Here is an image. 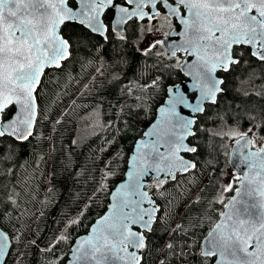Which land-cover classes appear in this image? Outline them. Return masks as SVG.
Returning <instances> with one entry per match:
<instances>
[{"label":"snow or ice","instance_id":"6c2138e0","mask_svg":"<svg viewBox=\"0 0 264 264\" xmlns=\"http://www.w3.org/2000/svg\"><path fill=\"white\" fill-rule=\"evenodd\" d=\"M85 61L98 76L110 72L109 83L129 71L137 77L157 73L151 83L129 81L140 90L161 89L165 72L169 83L155 122L144 133L153 139L136 141L125 181L114 191L102 183L89 197L107 194V211L90 235L77 241L70 264H264V84L247 91L264 81V0H0V193L6 197L0 198V264H8L23 239L16 236L17 244L10 247L12 234L3 220L21 207L31 183L30 177L5 178L17 176L15 165L26 147L37 168L46 164L44 141L52 145L51 175L56 174L54 138L37 131L48 120L41 106L43 77ZM97 75L85 91H92ZM229 78L245 86L242 93L235 89L237 94L258 97L243 112L224 99ZM121 91L132 93V88ZM73 105L76 100L69 108ZM212 106L226 128L213 137L233 140L241 150L255 148L239 152L236 166L247 171L217 188L219 196L205 195L215 187L211 179L201 187L200 133L206 129L198 118ZM67 114L65 109L62 116ZM88 115L86 128L121 130L111 121L94 123ZM61 123L57 119L52 132ZM105 142L114 145L115 137ZM77 143L72 140L70 148ZM72 166L69 153L60 167L69 171ZM105 170V180L114 175L110 164ZM146 178L155 184L149 186ZM224 192L234 195L225 202ZM89 206L68 221L65 234L53 236L41 249L53 254L50 264L60 260L58 245L68 241ZM35 245L30 240L25 251L15 253L13 264H23L27 249Z\"/></svg>","mask_w":264,"mask_h":264},{"label":"trees","instance_id":"16d2710c","mask_svg":"<svg viewBox=\"0 0 264 264\" xmlns=\"http://www.w3.org/2000/svg\"><path fill=\"white\" fill-rule=\"evenodd\" d=\"M156 74L154 71H145L143 77H137L129 71L119 82L109 83L110 72L105 73L104 76H98L95 67L89 66L85 61L83 66L81 63L69 65L59 74L49 71V74L43 77L41 106L45 109L48 120L44 121L37 131H42L46 136L51 134L54 138L55 149L59 150L55 161L56 174L55 178L51 175L52 145L44 141L42 152L48 154L46 164H41L37 168L33 163V157L29 155L30 149L26 147L15 165L17 176L5 178V182L8 180L15 182L17 178H31L30 188L27 190L30 194L21 203L19 209L10 213L11 219L5 217L3 220V223L7 225L6 231L12 234L11 246L17 244L16 236L23 237L18 246L13 248V256L9 257L8 264H13L15 253L25 251V246L30 240H35L36 245L27 249L23 264H50L53 261V254L47 251L42 252L41 249L47 247V241L53 236L65 234L68 221L77 219L85 205H90L85 215L80 218V224L71 229L68 241L60 243L57 247L55 255L60 257V260L55 261L54 264L65 263L75 237L88 230L89 225L105 211L109 202L107 194L98 193L97 198L92 201L89 197L96 192L100 184L105 183L112 190L115 184L122 179L128 155L136 139L154 119L156 108L165 98L162 89L167 87L169 78L165 72L162 88L151 90H140L137 83L130 84L129 81H139L140 84L151 83ZM94 75H97V79L91 86L92 91L87 92L84 90V85L92 81ZM171 79L176 80V76L173 75ZM261 84H264V81L257 80L255 88L249 86L247 91L255 92ZM129 87L132 88V93L121 91ZM229 88L230 91L224 99L233 105L239 104L241 112L246 104L254 103L258 99L254 95L249 99L242 94H237L235 89L240 88L242 93L245 86L231 78H229ZM65 91L67 95H64ZM73 100H76V105L69 108ZM97 106L100 110L101 125L111 121L121 130L117 131V128H113L112 131H108L100 127L97 132L90 134L87 139H83L70 148L72 140L76 137L81 117ZM65 109L68 114L62 116ZM216 111L214 106L210 107L206 114L199 115L198 124L206 129L200 133L201 144L204 146L201 160V167L204 169L201 187L208 184L211 179L215 187L209 186L205 195L219 196L217 188L222 190L233 180V177H238V175L228 165V154L233 140L226 138L221 140L219 136L211 135L215 132L211 130L212 127L221 122L215 118ZM57 119H61L62 123L55 125L56 131L52 132ZM241 123L245 129L248 127L246 121H241ZM113 137H115L114 145L105 142ZM117 152L120 153L119 158H115ZM69 153L73 166L69 171H64L60 165L64 159L69 158ZM112 160L115 162L111 163ZM204 161H210L211 164L207 165ZM106 163L110 164L111 171L114 173L107 180L104 179ZM197 175L199 176L200 173L197 172ZM154 184L155 180H150L148 183L149 186ZM16 191H21L19 185L16 186ZM198 191L197 188L188 199L193 198ZM231 194L232 192L223 193L225 202ZM0 198L6 199L2 193H0ZM184 203L186 204L187 200ZM216 207L221 208L222 206L216 205ZM0 210H3L2 206ZM179 211L184 212V204L179 205ZM21 213L26 214L21 216ZM207 230L208 225L205 224L202 231L206 234ZM153 242L155 243V239Z\"/></svg>","mask_w":264,"mask_h":264},{"label":"water","instance_id":"95a60500","mask_svg":"<svg viewBox=\"0 0 264 264\" xmlns=\"http://www.w3.org/2000/svg\"><path fill=\"white\" fill-rule=\"evenodd\" d=\"M162 103L156 108V113H155L154 119L145 127V129L142 132V135L139 138H137L136 141H140V140L149 141L150 139H153L152 137H145L144 136V133L146 131H148L149 128L151 127V125L155 122V119L157 118V115H158L157 110L162 105ZM185 114H187V113H185ZM136 141H135V143L133 145V148H132L131 152L129 153V156H128V159H127V166H126V170L124 172L123 178L115 184V186L112 188L113 191H114V189H115V187L117 185H119L120 183L124 182L125 179H126L125 173L128 171L130 157L134 154ZM240 151H243V153L246 154L248 151H255V148H247V149H242L241 150L240 147L238 145H236L234 141H232L231 146H230V150H229V154H228V164H229L230 169L234 173H236L238 175V177L242 176L243 173L245 171H247V169L244 168V167H242V166H240V167H237L236 166L238 164V162H239V152ZM146 180H147V184H148L149 183V180H151V178H146ZM236 186H238V185H235V187ZM232 195H234V192H232V194L228 198H230ZM227 200H226V202H227ZM106 211H107V207H106L105 211L100 216H103ZM253 211H256V210L254 209ZM100 216H98L96 219H94V221L89 225L88 230L85 233H83V234L78 235L77 237H75V239H74V241H73V243L71 245L70 252L67 255L68 258H67V260L65 261L64 264H70V261L72 260V250L76 247L77 241H79L80 239H82V238L90 235V233H91V226L95 223V221ZM0 230H3V229H0ZM10 247H11V240H10Z\"/></svg>","mask_w":264,"mask_h":264},{"label":"rangeland","instance_id":"374dc122","mask_svg":"<svg viewBox=\"0 0 264 264\" xmlns=\"http://www.w3.org/2000/svg\"><path fill=\"white\" fill-rule=\"evenodd\" d=\"M88 114H89L88 118L93 120L94 123L101 124L99 106L95 107L92 111H89ZM84 117H85V115L82 116L80 121H79L78 131H77V134L75 137V140H77L78 142H81L84 139V137H87L90 134L97 132L100 128V127L86 128L84 125ZM211 130L215 131V132H221L223 130H226V128L224 127L223 122H220L217 125L213 126ZM258 146L259 145H257V147Z\"/></svg>","mask_w":264,"mask_h":264},{"label":"flooded vegetation","instance_id":"af4514ba","mask_svg":"<svg viewBox=\"0 0 264 264\" xmlns=\"http://www.w3.org/2000/svg\"><path fill=\"white\" fill-rule=\"evenodd\" d=\"M129 35H133V34L130 32Z\"/></svg>","mask_w":264,"mask_h":264}]
</instances>
